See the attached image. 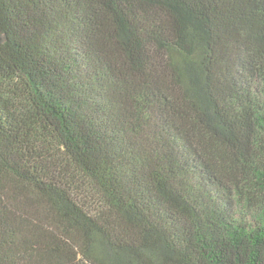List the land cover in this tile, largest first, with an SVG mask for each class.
<instances>
[{
	"label": "trees",
	"instance_id": "16d2710c",
	"mask_svg": "<svg viewBox=\"0 0 264 264\" xmlns=\"http://www.w3.org/2000/svg\"><path fill=\"white\" fill-rule=\"evenodd\" d=\"M0 264H264V0H0Z\"/></svg>",
	"mask_w": 264,
	"mask_h": 264
}]
</instances>
